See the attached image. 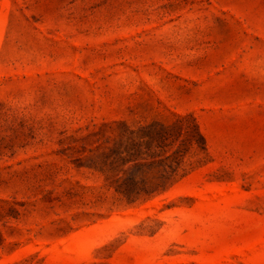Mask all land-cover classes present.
<instances>
[{
  "label": "rangeland",
  "instance_id": "obj_1",
  "mask_svg": "<svg viewBox=\"0 0 264 264\" xmlns=\"http://www.w3.org/2000/svg\"><path fill=\"white\" fill-rule=\"evenodd\" d=\"M0 264H264V0H0Z\"/></svg>",
  "mask_w": 264,
  "mask_h": 264
}]
</instances>
